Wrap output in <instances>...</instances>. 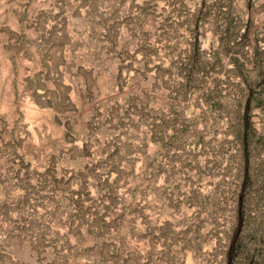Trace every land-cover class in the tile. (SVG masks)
I'll return each mask as SVG.
<instances>
[{"label":"rangeland","instance_id":"obj_1","mask_svg":"<svg viewBox=\"0 0 264 264\" xmlns=\"http://www.w3.org/2000/svg\"><path fill=\"white\" fill-rule=\"evenodd\" d=\"M0 264H264V0H0Z\"/></svg>","mask_w":264,"mask_h":264},{"label":"trees","instance_id":"obj_2","mask_svg":"<svg viewBox=\"0 0 264 264\" xmlns=\"http://www.w3.org/2000/svg\"><path fill=\"white\" fill-rule=\"evenodd\" d=\"M176 4H181L182 0H174ZM72 14L74 12H71ZM172 39V38H171ZM172 49L175 48V43L173 42L170 46ZM185 50V49H183ZM197 54H199V44L197 41V38H191V41L189 42V49L187 50V56H186V64H189L187 68H184L183 72H181V68L178 67L177 75L180 76V80H178L177 84L184 88L186 85H190L191 83L198 81L197 78H195V72L200 69L202 64V61L199 60V57H197ZM249 107L248 105H245L242 112H241V140H242V148H244L245 145V138L247 135V132L250 127L249 122Z\"/></svg>","mask_w":264,"mask_h":264}]
</instances>
